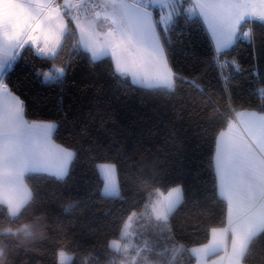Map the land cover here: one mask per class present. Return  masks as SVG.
<instances>
[{"label": "trees", "instance_id": "16d2710c", "mask_svg": "<svg viewBox=\"0 0 264 264\" xmlns=\"http://www.w3.org/2000/svg\"><path fill=\"white\" fill-rule=\"evenodd\" d=\"M186 18L185 12L177 21L174 14L170 26L171 87H134L129 77L123 83L114 80L108 63H82L63 89L45 87L30 74L33 60L25 54L12 80L27 98L28 118L55 117L59 127L52 139L75 156L63 180L45 172L25 173L30 197L15 215L0 203V264H59L60 250L72 254L68 264H117L121 255L110 242L156 189L166 203L181 189L183 199L168 214L167 235L184 252L207 243L213 229L225 226L227 204L217 191L214 167L216 138L233 109L251 107L238 91L252 92L256 103H264V96L259 85L249 88L252 77L237 76L230 63L235 58L245 69L255 63L249 45L239 38L224 69L210 68L196 77L201 68L191 62L189 48L206 49L202 34L183 31ZM250 26L258 44L264 41L257 19L244 21L240 29ZM72 46L68 34L64 48ZM221 71L230 81L240 80L231 102L217 94L215 74ZM109 165L115 168L117 193L114 177L106 173ZM193 261L190 255L185 260ZM243 264H264V229L250 238Z\"/></svg>", "mask_w": 264, "mask_h": 264}, {"label": "snow or ice", "instance_id": "6c2138e0", "mask_svg": "<svg viewBox=\"0 0 264 264\" xmlns=\"http://www.w3.org/2000/svg\"><path fill=\"white\" fill-rule=\"evenodd\" d=\"M250 2L252 0H0V154L6 149L38 153L51 144L52 135L59 127L55 117L29 119L27 98L13 86L12 78L21 71L26 53H30L33 60L30 74L45 87L63 89L70 74L82 63L94 67L108 63L112 79L123 83L131 77L134 87H149L146 77L142 80L141 73L127 66V58L134 52L143 53L171 75L170 26L174 14L178 21L186 12L183 31L203 35L206 51L197 52L194 46L188 51L191 62L198 63L201 68L196 77H202L210 68L224 69L228 53L238 43L239 17L218 20V11ZM257 2L261 8L253 7L251 11L264 29V0ZM194 10H199V19H193ZM68 34L73 36V46L66 51L64 42ZM256 36L254 26L240 36L249 45L255 61L251 70L242 67L235 58L230 63L237 76L252 77L249 88L254 91L259 85L264 96V75L260 74L261 65H264V41L258 44ZM256 76L260 77L258 81ZM215 79L218 81L217 94L226 96L231 102L233 86L240 90V80L230 81L222 71L216 72ZM241 91L251 106L242 107L241 112L257 120L258 127H249L243 120H229L226 127L242 141L251 139L252 142L246 144L248 152L259 157L264 167V103H256L252 92L245 93L242 89L237 94ZM61 151L63 163L60 166L36 161L42 165V171L57 180L67 176L75 156L72 150ZM175 192V199L158 206L159 219L168 220V214L183 199L181 189L176 188ZM107 194L116 195L114 192ZM19 207H10V213L15 215ZM261 229H264V220H257L250 235L259 234ZM247 239L245 237V244ZM110 243L114 245L115 242ZM244 251L245 245L241 244L234 254V264H243ZM60 256L62 258L63 253Z\"/></svg>", "mask_w": 264, "mask_h": 264}, {"label": "rangeland", "instance_id": "374dc122", "mask_svg": "<svg viewBox=\"0 0 264 264\" xmlns=\"http://www.w3.org/2000/svg\"><path fill=\"white\" fill-rule=\"evenodd\" d=\"M127 66L138 73H141L142 80L146 77L150 81L149 87H171L173 84L172 72L170 75L169 70L158 65L155 61H152L151 57H148L143 53L134 52L133 54H130L127 58ZM129 78L131 80V77ZM235 113H233L231 118H233ZM243 113L247 112H241V115ZM239 120H242L240 116ZM252 121L254 122L255 127H258L259 122L254 118H252ZM223 133L224 132L222 131L219 137H217V146H219L220 149H222ZM61 149L72 150L71 148H67L66 146L55 142L52 138L51 144L45 146L38 153L6 149L0 154L1 199L6 200L4 202L13 204L16 199H12V196L17 194L24 196L17 205H20L23 202L24 205L30 197V191L25 184L23 177H21V174L30 171L44 172L41 170L42 165L36 163V161H43L50 166H60L63 163V152ZM246 158L242 157L239 158V160L246 162L248 161ZM241 169L244 170L243 165ZM106 173L114 177V191L117 193L114 166L109 165L106 168ZM166 204V200L161 190L156 189L154 192L148 194L146 202L141 210L134 211L127 217L120 231L119 238L111 241L115 242L114 245L110 243L111 247L121 255L117 264H186L185 260L189 255L194 258L195 250H192V247L188 249L187 252H184L185 248L183 245L168 241V220L159 219L157 214L158 206ZM154 207L157 208V211H153ZM18 211L16 213H18ZM202 245L199 246L203 247ZM60 253H63L62 258ZM71 258L72 254H69L64 250L59 251V264L61 259H63V264H68ZM195 260L196 259L194 258L192 264H206L200 255L197 256L196 262Z\"/></svg>", "mask_w": 264, "mask_h": 264}, {"label": "crops", "instance_id": "0c3cea01", "mask_svg": "<svg viewBox=\"0 0 264 264\" xmlns=\"http://www.w3.org/2000/svg\"><path fill=\"white\" fill-rule=\"evenodd\" d=\"M253 7L261 8L257 0H252V2L238 7H224L218 11L217 19L235 20L239 17L236 37L238 39L242 30L240 29L241 24L246 20L256 19L251 11ZM0 11H2V7H0ZM194 13L198 17L200 16L199 10H194ZM236 113L230 120L238 121L240 116L249 127L256 128L252 118L247 113L239 116ZM222 131L224 132L222 149L217 146L216 138L214 167L217 191L227 204L226 224L223 227L213 229L210 232L208 242L203 244V247L194 246L191 248L195 250V262L197 256L200 255L206 264H234L235 252L241 244H244L246 249L250 238L253 236L250 235V231L254 223L257 220H264V167H261L259 157L250 155L248 152L246 144L252 141L251 139L246 142L242 141L227 127ZM222 131L218 133L217 137ZM242 157L248 161L239 160ZM6 165L8 166L7 163ZM242 165L244 170L241 169ZM23 175L24 173L21 174V177ZM1 198L0 196V203L5 204L9 211V208H15L24 196L17 194L12 196V199H16L13 204L4 202L6 200ZM23 203L20 204V207ZM245 237H248L246 244Z\"/></svg>", "mask_w": 264, "mask_h": 264}, {"label": "built area", "instance_id": "2783aa9c", "mask_svg": "<svg viewBox=\"0 0 264 264\" xmlns=\"http://www.w3.org/2000/svg\"><path fill=\"white\" fill-rule=\"evenodd\" d=\"M248 28L247 27H245V28H243L242 30H241V32L239 33V36H238V38L241 40V41H243L241 38H240V36H241V34L244 32V31H246ZM227 64V63H226Z\"/></svg>", "mask_w": 264, "mask_h": 264}]
</instances>
